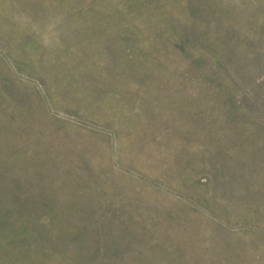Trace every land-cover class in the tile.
Segmentation results:
<instances>
[{"label": "rangeland", "instance_id": "obj_1", "mask_svg": "<svg viewBox=\"0 0 264 264\" xmlns=\"http://www.w3.org/2000/svg\"><path fill=\"white\" fill-rule=\"evenodd\" d=\"M0 264H264V0H0Z\"/></svg>", "mask_w": 264, "mask_h": 264}]
</instances>
